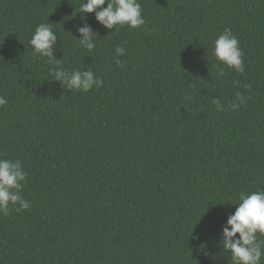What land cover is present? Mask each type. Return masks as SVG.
I'll use <instances>...</instances> for the list:
<instances>
[{"label": "trees", "instance_id": "trees-1", "mask_svg": "<svg viewBox=\"0 0 264 264\" xmlns=\"http://www.w3.org/2000/svg\"><path fill=\"white\" fill-rule=\"evenodd\" d=\"M82 2L0 0V156L22 162L31 205L0 215V264H231L229 201L264 190V0H139L145 25L114 30L82 19ZM40 23L63 67L102 87L53 80L29 44ZM82 23L98 34L91 52ZM225 28L245 71L218 79ZM238 92L244 104L215 110Z\"/></svg>", "mask_w": 264, "mask_h": 264}, {"label": "clouds", "instance_id": "clouds-1", "mask_svg": "<svg viewBox=\"0 0 264 264\" xmlns=\"http://www.w3.org/2000/svg\"><path fill=\"white\" fill-rule=\"evenodd\" d=\"M77 11L82 19L86 18L88 13H94L95 20L106 29L114 30L117 26L139 29L145 25L139 0H83ZM76 32L79 33L80 46L89 52L96 48L94 35L98 34L89 24L82 23L76 28ZM29 44L33 55L47 58L48 71L53 80L58 81L70 92L73 89L88 92L94 87L103 86V79L91 70L68 71L63 67L60 58L54 55L57 50V32L50 24H38ZM124 54L123 47L115 48L117 65L122 66L119 57ZM211 54L219 62L215 65L218 79L226 75L225 67L237 73L245 71L240 41L230 28H225L212 41ZM234 83L237 86L239 84ZM186 98L190 100L191 96ZM246 99L247 97L238 92L235 101L227 106L215 97L211 103L217 112H222L226 107L238 108ZM6 103L7 99L0 96V106ZM26 179L27 173L19 159L0 156V215L8 216L13 210L21 212L30 208V202L22 195ZM237 200L238 202L229 201L235 205V210L227 215L221 227L219 245L230 255L231 264H261L264 259V190L241 191L237 194Z\"/></svg>", "mask_w": 264, "mask_h": 264}]
</instances>
